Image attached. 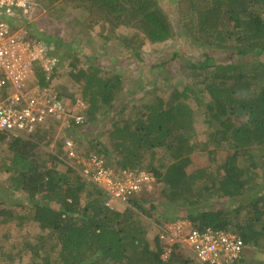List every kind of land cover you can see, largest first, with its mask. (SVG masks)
I'll return each instance as SVG.
<instances>
[{
	"label": "trees",
	"instance_id": "16d2710c",
	"mask_svg": "<svg viewBox=\"0 0 264 264\" xmlns=\"http://www.w3.org/2000/svg\"><path fill=\"white\" fill-rule=\"evenodd\" d=\"M42 1L86 11L85 27L99 28L108 42L129 28L143 41L169 45L172 51L161 64L181 54L177 47L182 42L204 53L198 60L180 57L179 70L185 71L187 79L178 80L167 98L154 95L143 105L148 111L134 121H113L108 139L120 155L119 166L134 169L143 163L145 152L154 158L158 148L166 156L160 169L140 166L155 175L156 187L133 197L125 211L106 205V194L72 166L58 170L56 163L66 157L65 152L64 158L59 154L61 141L52 154L41 147L38 130L28 137L0 130V146L8 140L9 148L0 170L9 173V190L27 195L39 227L28 242L34 264H190L179 243L163 258L166 245L161 235L167 224L177 220H187L200 231L237 233L245 242L244 252L247 246L258 247L264 241V171H260L264 167V60H257L264 55V0H178L176 13L161 0ZM227 21H233L231 29L224 27ZM212 47L231 54L228 58L210 55ZM85 57L90 61L92 55ZM67 71L68 78L82 82L87 123L106 119L116 99L126 92L120 74L103 76L96 65L85 68L80 56H72ZM37 76L43 86L52 81L40 66ZM158 89L155 86L152 92ZM205 93L210 96L202 106L208 140L200 142L191 99L202 103ZM216 139L232 142V149L218 158L217 150L208 147L214 164L209 171L197 158ZM156 190L165 199L162 203L152 199ZM213 192L227 199L223 207H209ZM230 204L235 206L226 207ZM152 210L161 216L158 223L148 221ZM152 227L158 228L155 235L150 234Z\"/></svg>",
	"mask_w": 264,
	"mask_h": 264
},
{
	"label": "rangeland",
	"instance_id": "374dc122",
	"mask_svg": "<svg viewBox=\"0 0 264 264\" xmlns=\"http://www.w3.org/2000/svg\"><path fill=\"white\" fill-rule=\"evenodd\" d=\"M161 3L168 11L177 12L178 0H161ZM64 6L62 3L49 5L45 1L39 0L35 20L32 23L34 28L32 26H24L20 30L21 34L19 33L21 36L42 39L51 46L50 52L58 58L59 62L55 69L56 71L54 70L55 75L52 76L50 84L61 92L65 100L69 102H73L77 97L84 98L82 82L68 78L67 74V64L72 56H80L85 68L89 65H96L100 68L103 76L120 74L125 78L127 84L126 92H124L123 96L116 99L115 108L111 109L110 114L105 115L106 119H100V122L98 119L90 123L86 121L84 126L78 127L76 124L61 126L58 122L50 120L47 124L42 125L37 131L40 134L41 147L52 154L57 153L58 142L61 141L62 153L59 154L64 158V139L72 138L79 149L85 153L101 154L108 163L119 165L116 160L120 155L114 150L108 139L113 121H119L120 124L129 120L134 121L138 114L141 115L143 112L148 111L143 105L149 103L154 95L158 94L167 98L173 86L178 84V80L186 82L187 79L185 71L179 70V67L182 66L180 57L198 60L199 57L203 56L204 51L195 48L190 42L187 44L182 42L177 47L181 54L174 60L169 59L165 64H161L162 60H166L165 55L169 56L172 51V47L169 45L143 41L142 35H136V30L129 28L121 29L119 39L108 42L99 35V28L89 29L85 27L86 11ZM232 26L233 21H227L224 25L226 29H231ZM208 52L210 55H220L221 58H228L231 54V50L219 51L213 47L209 48ZM222 52L224 53L221 54ZM85 54L92 55L90 61L86 60ZM258 58V61L264 60V55ZM176 62H179V64H176ZM155 86L159 88L158 92H152ZM183 86L181 85L180 87L183 88ZM197 87L201 88L202 85L198 84ZM207 94L205 93V99L202 103L196 101L194 97L191 99L196 110L197 138L200 142L208 140L207 128L203 119L204 113L202 111L203 103L210 98ZM124 106L126 107L122 111ZM29 134L31 133H28L25 137H28ZM98 142L101 144L96 145ZM227 143L218 139L208 142L206 145L207 149L199 151L197 162L202 165L205 164L209 171L213 170L214 164H212L208 155V147L217 150L215 157H225L232 149V142L230 144ZM8 156L9 148L8 140H6L0 146V164ZM165 163V153L163 149L158 148L154 158H152L150 152H145L143 163H139L140 165L136 168L144 169L140 168L142 164L145 166L152 164L160 169L162 164ZM48 164H51L50 161ZM56 164L58 170L62 172L69 167L63 160ZM260 171H264V167ZM8 177L9 173L0 170V264H34L32 251L28 247V242L33 240L35 234L39 232V227L32 219L34 208L27 195L8 189L10 184ZM152 195H154L152 199L160 203L165 200L157 190L155 193L152 192ZM213 195L210 197L208 205L211 206L209 207L219 208L227 203V199L218 198L216 192H213ZM15 199L23 204L15 205L13 202ZM87 200L85 198L83 204ZM234 206L235 204L226 205V207L230 208ZM114 207L120 211L126 210L125 204L115 203ZM2 210L3 213L1 212ZM144 219L147 220L146 217ZM159 220H161L159 212L152 210L148 221L158 223ZM157 232L158 228L152 227L150 234L155 235ZM259 246H247L244 252L245 256H243L239 264H261L260 262L264 261V241L260 242ZM181 250L185 254L183 255L184 258L190 260V264H197L192 257L189 258L190 255L186 250L182 248ZM10 256L14 258L10 259Z\"/></svg>",
	"mask_w": 264,
	"mask_h": 264
},
{
	"label": "built area",
	"instance_id": "2783aa9c",
	"mask_svg": "<svg viewBox=\"0 0 264 264\" xmlns=\"http://www.w3.org/2000/svg\"><path fill=\"white\" fill-rule=\"evenodd\" d=\"M38 1L0 0V130L14 136H26L50 120L61 126L83 124L88 112L83 97L69 102L51 82L40 83L38 67L51 80L59 61L42 39L20 35L24 26L34 22ZM19 20L24 21L22 25L15 24ZM63 150L65 163L100 188L107 196L106 205L112 208L115 203L129 204L142 191L156 187L151 171L108 163L101 154L79 149L72 138L64 139ZM161 238L166 245L163 258L179 243L198 264H237L245 246L237 233L214 228L200 231L187 220L168 224Z\"/></svg>",
	"mask_w": 264,
	"mask_h": 264
},
{
	"label": "crops",
	"instance_id": "0c3cea01",
	"mask_svg": "<svg viewBox=\"0 0 264 264\" xmlns=\"http://www.w3.org/2000/svg\"><path fill=\"white\" fill-rule=\"evenodd\" d=\"M22 22H24V21H20L19 20V22H16L15 24L16 25H18V24H20V25H22ZM33 23V22H32ZM32 23H29V25H27L26 27H30V26H32L33 28H34V24H32ZM51 47V46H50Z\"/></svg>",
	"mask_w": 264,
	"mask_h": 264
},
{
	"label": "clouds",
	"instance_id": "9594fccd",
	"mask_svg": "<svg viewBox=\"0 0 264 264\" xmlns=\"http://www.w3.org/2000/svg\"><path fill=\"white\" fill-rule=\"evenodd\" d=\"M86 120H87V116H86ZM79 125H81V124H79ZM37 130H38V129H37ZM37 130H36V131H37ZM184 250H185V249H184ZM243 252H244V251H243ZM195 262H196V261H195ZM196 263H197V262H196ZM197 264H198V263H197Z\"/></svg>",
	"mask_w": 264,
	"mask_h": 264
}]
</instances>
